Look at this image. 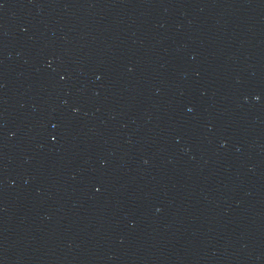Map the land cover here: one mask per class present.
<instances>
[{
    "label": "water",
    "instance_id": "obj_1",
    "mask_svg": "<svg viewBox=\"0 0 264 264\" xmlns=\"http://www.w3.org/2000/svg\"><path fill=\"white\" fill-rule=\"evenodd\" d=\"M0 264H264V0H0Z\"/></svg>",
    "mask_w": 264,
    "mask_h": 264
}]
</instances>
